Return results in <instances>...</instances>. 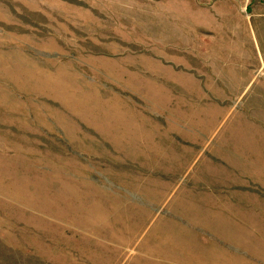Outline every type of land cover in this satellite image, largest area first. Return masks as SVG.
<instances>
[{
	"label": "rangeland",
	"instance_id": "374dc122",
	"mask_svg": "<svg viewBox=\"0 0 264 264\" xmlns=\"http://www.w3.org/2000/svg\"><path fill=\"white\" fill-rule=\"evenodd\" d=\"M0 264H264V0H0Z\"/></svg>",
	"mask_w": 264,
	"mask_h": 264
},
{
	"label": "crops",
	"instance_id": "0c3cea01",
	"mask_svg": "<svg viewBox=\"0 0 264 264\" xmlns=\"http://www.w3.org/2000/svg\"><path fill=\"white\" fill-rule=\"evenodd\" d=\"M213 218L216 219L214 216H207L206 217L207 220H211ZM181 233L184 235V237L178 239V242H181V243H183V245H186V248H187V253L186 254L193 253L194 251L192 250L191 243H189V241H188V236L186 234H184L183 232H181Z\"/></svg>",
	"mask_w": 264,
	"mask_h": 264
}]
</instances>
